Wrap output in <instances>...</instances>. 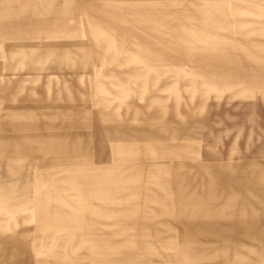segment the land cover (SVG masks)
Returning <instances> with one entry per match:
<instances>
[{"label": "rangeland", "instance_id": "obj_1", "mask_svg": "<svg viewBox=\"0 0 264 264\" xmlns=\"http://www.w3.org/2000/svg\"><path fill=\"white\" fill-rule=\"evenodd\" d=\"M106 1L0 0V264H264V250L258 254L261 240L220 239L246 235L234 230L245 224L213 223L227 210L220 207L221 199L233 195L229 186L215 182L222 172L217 169L232 168L222 172L226 178L254 176L264 183V88H253L264 81V56H243L263 49L206 48L197 40H177L185 13L202 18L194 8L213 0H174L173 13H152L166 19L160 46L154 26L131 30L153 36L147 40L151 50L173 54L168 64L174 73L159 80H127L126 91L106 77L110 94H105L95 89L91 65L98 64L103 43L109 46L106 54L116 53L119 32L108 37L96 26L87 29L107 19L102 15ZM242 21L253 24L239 26ZM256 22L254 15H235L216 33H235L239 44L264 43L259 30L251 33ZM135 39L142 46H127L126 38L125 54L147 55L145 40ZM67 56L83 62L61 64ZM217 59L222 61L215 65ZM87 60L92 63L86 69ZM131 68L122 65L115 74L125 80ZM109 69L114 68L106 65L103 74ZM68 116L73 120L67 122ZM129 168H143L145 174ZM105 184L111 198L132 206L109 205L119 215L106 217L99 216L104 202L94 201L90 215L84 213L87 223L33 220L34 199L46 200L49 194L56 211L68 212L64 204L72 205L75 189L90 190V199H105ZM232 190L234 197L252 195ZM102 237L124 247L114 251L129 254H99L107 252L100 247Z\"/></svg>", "mask_w": 264, "mask_h": 264}, {"label": "crops", "instance_id": "obj_2", "mask_svg": "<svg viewBox=\"0 0 264 264\" xmlns=\"http://www.w3.org/2000/svg\"><path fill=\"white\" fill-rule=\"evenodd\" d=\"M205 1V0H201ZM264 0L258 1V2H252L249 0L241 1L236 0L235 2L231 3L228 1H222V0H213L207 6V3H201V6L197 9L201 14L202 18L196 19L194 17H190L185 13L186 16H184L183 20L184 22H178V27L181 30L182 33L177 34V40L182 38V41H198L201 43L200 45L208 48L211 46H215L216 48H227L231 44L234 48L238 47H246V45H249L253 49H263L259 52H249L246 51V53L243 54V56L246 57H258V56H264V43L252 41L249 44L241 42H237L236 39H233L232 35H236L235 33H231L232 35H223L216 33L218 29L223 30L224 24L227 23L228 20L232 19L236 16H242V15H254L257 18H259V22H256L258 25L257 28L251 31L253 33L256 30H259L260 33L264 36V4H262ZM142 5V6H140ZM95 10L96 7L92 6ZM141 7H145L140 9ZM186 9L187 7H183ZM103 9H105L102 12V15L106 17L102 24L96 25L93 22L89 24V27L87 29L88 32L94 29L96 26L98 30H101L102 34H113L115 31L119 32V41L118 45L115 46V49H117L116 53L112 54H106L107 51L105 50L108 46V44L103 43L102 47H99L96 58L98 64H92L91 69L93 73L95 74V89L100 88L103 89V92L105 94H110L108 90L106 89L104 85V78H109L111 81H119L118 85L121 90L126 91V89L130 88L127 87L126 81L127 80H159L161 77V74L163 73H169L173 72L175 70V67H170L168 62L174 61V55L173 54H164L162 51H153L149 48L150 44L147 43V40L153 38V36L149 35H139L133 33L131 30H151L150 26H154V31H156L157 35L153 38L155 41V44L161 45V39H166V37L161 36V31L164 28V18L160 16H154L152 15L154 12H162L165 11V14H171L173 11H175L174 8V0H163V2L157 4V5H151V4H140L138 1H123V0H107L106 3L103 5ZM108 9V11L106 10ZM117 11L114 12L115 10ZM251 9H255L256 12H251ZM129 10V11H128ZM96 11V10H95ZM94 11V12H95ZM128 11V12H126ZM97 12V11H96ZM119 12V13H118ZM98 13V12H97ZM215 14H218L216 16ZM128 15L129 17H126ZM228 15H231L230 17ZM199 20V24H195L194 21ZM253 24L252 22L242 21L238 22L239 26H250ZM70 26V25H69ZM47 31V29H45ZM68 31H74L73 29H67ZM55 31H61L60 29H56ZM54 32V30L52 31ZM250 33V34H251ZM108 36V35H106ZM109 37V36H108ZM111 37V35H110ZM115 37V36H114ZM142 37L143 40H145L146 44V54L147 55H126L124 49V40L129 39L127 46L130 45L131 47H141L142 45L139 44L135 38ZM247 38V37H246ZM231 41H236L235 43ZM99 45L100 44H96ZM165 47H169L172 45L171 43L163 44ZM65 46V45H64ZM63 46V47H64ZM62 47V45H61ZM66 47V46H65ZM90 49L88 51V57L90 55V61H91V54ZM58 60V59H57ZM87 60V63L89 65L86 66V69L90 67V62ZM222 60L217 59L214 60L213 63L215 65L220 64ZM83 61H80L77 57L74 56H67L63 57V60L60 61L61 64L69 65V64H82ZM228 63H234L238 61L234 60H227ZM106 65H111L114 69H109L107 71V75L103 74V70L105 69ZM128 66L131 65L132 68L127 71V73H124L125 80H121L116 74L115 68H119L120 66ZM110 87H112V84L109 83ZM254 89L258 88H264V81L255 82L253 84ZM119 89V90H120ZM122 91V93H124ZM247 91V90H246ZM246 91H244L246 93ZM126 93V92H125ZM67 122L72 121L73 119L69 116L66 118ZM4 126V125H2ZM7 127H13V125L9 124L6 125ZM42 137V136H40ZM135 169H142V173L145 172V169L143 168H129V171L134 173ZM232 168L227 169H217L218 172H226L228 170H231ZM105 174L104 175H111L109 169H104ZM156 170H158L156 168ZM108 172V173H107ZM150 172V170H149ZM220 173L218 176L215 177V182L217 185L222 184L229 186L231 193H233L232 198L228 200L221 199L220 207L227 209L226 211H222L221 215L219 217H216L215 221L213 222L215 225L218 224L220 226L224 224H245L246 227L242 229H234L238 233H246V235H235L231 237H220L222 240L223 238H251V239H258L261 240L262 243L260 244L259 253L263 255L264 250V183L258 179H256L254 176H251L249 178H245L242 180L234 179V177H228L224 175V173ZM145 174V173H144ZM147 174V172H146ZM9 185V184H7ZM90 186V185H88ZM110 186V185H109ZM4 187V186H3ZM2 187V188H3ZM237 188L238 190H243L244 192H250L252 195H245L243 198H239L237 195L234 197L233 188ZM74 190V189H73ZM108 187L105 184L104 185V193L105 199H90V190L86 191H80L75 189L74 191L77 193L75 200H69L73 201L72 205H66L70 209L68 212H59L56 211V208L54 204L52 205V199L50 200L49 194L45 196L46 200H36L34 199L33 202L36 204L33 205L35 209H37V215L34 211V221L36 222H47V223H63V222H74V223H80V222H89L86 219H84L85 215L84 213L89 211L90 215V206L93 205L94 201H102L104 202L102 206V212L99 214V216H117L119 215L116 210L111 211V207H108L109 205H123L124 207H131L132 204L128 203L129 200L126 199H118V198H111L110 194L108 195ZM110 191V190H109ZM49 193V192H48ZM26 195L22 196L25 197ZM11 199V198H10ZM67 201V200H63ZM56 202V199H55ZM207 202V201H205ZM261 204L260 207H257L256 205ZM63 206V205H62ZM100 206V205H96ZM205 206H207V203H205ZM246 210H243V209ZM260 213H256L255 209H259ZM216 214V213H215ZM53 218V220H51ZM230 218V220H228ZM225 219V220H224ZM223 228V227H221ZM233 229V228H232ZM216 230V229H215ZM102 242L100 244V247L103 250H107V252H100L99 254H117L119 253L122 256H125V254H129L126 251L122 252H116L114 251L115 248L122 249L124 247L107 243V241L102 237ZM91 246V245H90ZM89 246V249H90ZM95 246V245H94ZM237 245L234 246H226V248L230 249L233 248L236 249ZM72 249H77V247L71 246ZM224 248V246H222ZM140 251V250H139ZM90 255V250L88 251ZM222 251L218 252L221 253ZM11 253L13 255V251L11 250ZM138 252H134L136 254ZM217 253V254H218ZM234 253H239L237 251H234ZM42 254L38 252V255ZM56 254V253H52ZM58 255V254H56ZM108 264V263H107Z\"/></svg>", "mask_w": 264, "mask_h": 264}]
</instances>
